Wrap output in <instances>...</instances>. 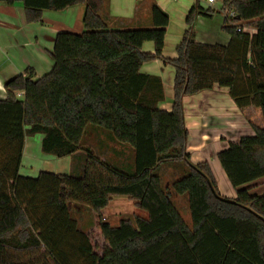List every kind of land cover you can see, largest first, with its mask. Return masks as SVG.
<instances>
[{
	"label": "trees",
	"instance_id": "obj_1",
	"mask_svg": "<svg viewBox=\"0 0 264 264\" xmlns=\"http://www.w3.org/2000/svg\"><path fill=\"white\" fill-rule=\"evenodd\" d=\"M21 4L27 24L43 12L85 7L79 34L59 32L50 72L32 68L5 84L0 100V264H264V195L244 187L264 178V0H222L220 11L196 0L185 18L176 57L163 56L169 16L150 9L147 29H112L100 11L104 0H0ZM221 13L226 45L196 42L197 17ZM233 13V16H229ZM253 29V32L246 30ZM239 30V31H238ZM153 44V53L142 51ZM160 61L174 70L171 108L161 109V80L141 73ZM214 86L225 88L239 108L254 106L263 127L217 154L236 198L223 197L207 162L187 152L183 100ZM21 93L18 97L17 94ZM88 126L100 128L133 152L120 169L86 150L82 175L19 174L24 140L42 135L41 152L57 159L81 151ZM181 166L163 184L162 166ZM186 196L190 224L171 201ZM126 196L146 217L107 223L101 210ZM94 214L79 229L69 204ZM94 236L106 244L96 253Z\"/></svg>",
	"mask_w": 264,
	"mask_h": 264
},
{
	"label": "crops",
	"instance_id": "obj_2",
	"mask_svg": "<svg viewBox=\"0 0 264 264\" xmlns=\"http://www.w3.org/2000/svg\"><path fill=\"white\" fill-rule=\"evenodd\" d=\"M198 1L205 8L209 7L216 11H220L222 7V0H216L212 6L205 5L204 0ZM195 2L196 0H104L100 15L112 29H147L151 26V5H157L169 16L163 56L174 59L176 47L187 28L185 18ZM84 10L85 7L79 5L59 13L45 11L40 23L27 24L21 4L9 6L0 3V100L6 97L5 84L22 74L26 68H32L36 78L50 72L53 66L51 52L56 35L59 32L81 33ZM223 22L221 13L211 19L197 17L196 42L226 45L229 36L222 31ZM246 30L253 32V29ZM142 51L153 53V44L144 43ZM140 71L161 80L165 102L160 108L169 111L174 81L173 68L156 60L143 65ZM183 107L190 162L193 164L207 162L217 181L219 193L223 197L235 199L236 190L228 183L217 160V154L229 144L237 143L242 137L254 136L253 127H263L260 109L254 106L239 109L228 90L217 86L184 98ZM36 151L37 147H34L26 137L19 168L21 176L35 178L41 172L73 175L72 169L68 170V174L56 169L51 170L53 169L51 162L55 157L43 154L41 149L40 153ZM75 154L66 158L72 160ZM244 187L249 189L250 194L261 195L264 193V178Z\"/></svg>",
	"mask_w": 264,
	"mask_h": 264
},
{
	"label": "rangeland",
	"instance_id": "obj_3",
	"mask_svg": "<svg viewBox=\"0 0 264 264\" xmlns=\"http://www.w3.org/2000/svg\"><path fill=\"white\" fill-rule=\"evenodd\" d=\"M194 29L197 31L195 27ZM28 50H30V48H28ZM41 140L42 135H36L32 138H29V142L32 143L34 147H37L36 153H40ZM80 145L82 149L81 151L76 152L72 158L73 161L67 158L62 160L57 158L56 160L54 158L53 162H51V168H53L51 170L56 169L59 172L68 174V170L72 169V176L82 175L84 167L83 162H85L86 159V150H91L101 160L110 162L112 165L120 169L130 167L132 164V150L125 145L115 142L108 133L101 130L100 128L88 126ZM176 166L177 167L174 165H168L161 167L160 174L162 176L163 184H168L169 182L181 176V166ZM261 195H264V193H261ZM171 201L178 210L184 222L189 225L190 218L186 196H176L173 194L171 196ZM69 208L71 217L75 219L80 230L86 231L93 226L94 214L88 207L81 204L71 203L69 204ZM100 212L103 219L113 227L116 226L122 219L134 220V218L137 216L143 218L146 217V212L138 209L134 205V202L129 200V198L126 196H114L109 205ZM93 243L97 248L96 253L101 254L106 245L103 241V238L101 236H94Z\"/></svg>",
	"mask_w": 264,
	"mask_h": 264
},
{
	"label": "built area",
	"instance_id": "obj_4",
	"mask_svg": "<svg viewBox=\"0 0 264 264\" xmlns=\"http://www.w3.org/2000/svg\"><path fill=\"white\" fill-rule=\"evenodd\" d=\"M215 2H216V0H204L205 5H207V6H212V5L215 4ZM229 16L230 17L233 16V13H230ZM17 96L20 97L21 96V93L17 94Z\"/></svg>",
	"mask_w": 264,
	"mask_h": 264
}]
</instances>
